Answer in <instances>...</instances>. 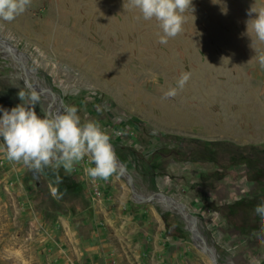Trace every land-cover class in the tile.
Segmentation results:
<instances>
[{
	"label": "rangeland",
	"instance_id": "obj_1",
	"mask_svg": "<svg viewBox=\"0 0 264 264\" xmlns=\"http://www.w3.org/2000/svg\"><path fill=\"white\" fill-rule=\"evenodd\" d=\"M192 7L165 45L128 0H32L0 21L15 54L0 47V109L29 102L22 58L29 82L57 94L59 114L75 106L82 124L108 133L136 192L184 204L218 264H264L254 211L264 204V43L252 29L264 0ZM183 72L189 81L165 99ZM38 95L44 116L51 96ZM94 166L86 156L70 172H36L0 152V264H211L178 212L133 202L119 172L93 180Z\"/></svg>",
	"mask_w": 264,
	"mask_h": 264
},
{
	"label": "clouds",
	"instance_id": "obj_2",
	"mask_svg": "<svg viewBox=\"0 0 264 264\" xmlns=\"http://www.w3.org/2000/svg\"><path fill=\"white\" fill-rule=\"evenodd\" d=\"M32 0H0V21L11 22L23 14L31 6ZM131 7L139 10L146 21L155 20L161 34L158 42L167 44L170 38H175L183 31L186 22L185 13L194 10L192 0H128ZM2 27V25H0ZM252 29L259 42L264 43V8L256 13L252 20ZM264 66V57L260 58ZM189 72L181 73L175 87H169L163 93L165 99L175 97L183 90L189 81ZM153 79H156L153 74ZM21 101L25 93L19 92ZM27 104H18L11 110L0 109V152L6 159L23 163L30 169L40 172L46 167H63L66 172L73 169L74 164L86 156L94 167L86 172L93 180L107 181L117 172L116 153L110 143V136L96 121L81 123L75 106L65 108L60 114H45L40 116L35 111V105L40 102L39 95L33 91ZM57 181L59 177L57 176ZM57 195V189H52ZM264 220V204L254 209Z\"/></svg>",
	"mask_w": 264,
	"mask_h": 264
},
{
	"label": "water",
	"instance_id": "obj_3",
	"mask_svg": "<svg viewBox=\"0 0 264 264\" xmlns=\"http://www.w3.org/2000/svg\"><path fill=\"white\" fill-rule=\"evenodd\" d=\"M0 40H1L2 44H4V45L0 46L1 49L5 50L6 52L11 54V50L9 49V47H11V46H9L3 39L0 38ZM15 52L19 57H21V54L17 50H15ZM11 56L13 58L12 54H11ZM14 61L16 62L18 68L21 71L24 84L31 91H35L37 94H39L41 92H48V94L51 96L50 103L47 104V114H49L50 106H53L55 113L59 114L58 106L55 105V101L58 100L57 94L55 92H53L52 90H50V88H48V87L41 86V87H39V89H36V87L33 85V83H36V82H34V81L32 83L29 82L28 75L26 74V72L29 69L25 66L24 60L21 58L20 62L17 59H14ZM117 172H119L120 175L125 179L126 184L129 188V192H130L129 198L133 202H137V203L150 202L152 199L161 198L162 200H164L166 205H169L170 208H172L175 211L177 210L179 212L178 214L180 215L182 220H184L183 218H185V220L190 219L192 222L193 228H194V236L193 237H192V231L187 227L185 221H184V223H185L186 228L189 230V232L191 234V238H193L192 240L197 241L196 242L197 244H194V245L200 249V251L208 258V260L210 261L211 264H218L214 254H213V251L208 247L205 239L203 238L200 231L198 230V227H197L196 221H195V216L188 211V209L184 206V204H182L181 202L175 201L172 198H170L169 196L162 194L160 192H151V193H147V194H142V193L136 192L134 187H133L132 179L130 177L129 172L127 171L125 166L122 163H120L119 161H117Z\"/></svg>",
	"mask_w": 264,
	"mask_h": 264
},
{
	"label": "bare ground",
	"instance_id": "obj_4",
	"mask_svg": "<svg viewBox=\"0 0 264 264\" xmlns=\"http://www.w3.org/2000/svg\"><path fill=\"white\" fill-rule=\"evenodd\" d=\"M0 44L2 45V42H1V40H0ZM187 44V43H186ZM185 45V44H184ZM192 45H194V44H192ZM13 55H15V54H13ZM163 56V55H162ZM168 58V57H167ZM18 60V59H17ZM19 62H20V60H18ZM215 67V66H214ZM198 73H200V72H198ZM26 74L28 75L29 73H28V71L26 72ZM30 75H31V72H30ZM36 88H38L36 85H34ZM200 86V85H199ZM209 92V91H208ZM47 92H41V93H39V94H46ZM56 114V113H55ZM157 200H160V201H162L163 203H165L164 202V200H162L161 198H159V199H157ZM166 204V203H165ZM167 207L166 208H169V209H172V208H170V206L169 205H166ZM176 212H178L177 210H176ZM179 213V212H178ZM184 220H185V218H183ZM185 222H186V224H187V227L192 231V237L194 236V228H193V225H192V222H191V220L190 219H186L185 220ZM193 239V238H192ZM195 244H197L196 242L197 241H193Z\"/></svg>",
	"mask_w": 264,
	"mask_h": 264
}]
</instances>
